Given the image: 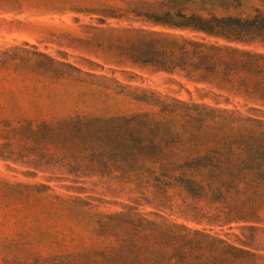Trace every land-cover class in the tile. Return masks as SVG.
I'll return each mask as SVG.
<instances>
[{"label": "trees", "instance_id": "trees-1", "mask_svg": "<svg viewBox=\"0 0 264 264\" xmlns=\"http://www.w3.org/2000/svg\"><path fill=\"white\" fill-rule=\"evenodd\" d=\"M160 4L165 30L118 28L114 58L176 78L175 96L135 87L146 110L27 130L49 170L82 166L129 202L96 247L30 264H264V0Z\"/></svg>", "mask_w": 264, "mask_h": 264}, {"label": "rangeland", "instance_id": "rangeland-1", "mask_svg": "<svg viewBox=\"0 0 264 264\" xmlns=\"http://www.w3.org/2000/svg\"><path fill=\"white\" fill-rule=\"evenodd\" d=\"M160 1L0 0V264L96 247L100 216L129 204L109 179L82 177V166L49 170L47 140L27 130L146 110L126 96L135 87L175 96L176 78L114 58L118 28L165 30L154 24Z\"/></svg>", "mask_w": 264, "mask_h": 264}]
</instances>
